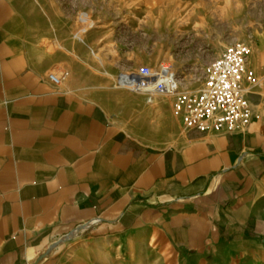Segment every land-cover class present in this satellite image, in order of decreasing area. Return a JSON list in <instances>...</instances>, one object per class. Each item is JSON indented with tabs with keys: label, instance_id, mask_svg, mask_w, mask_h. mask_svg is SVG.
<instances>
[{
	"label": "crops",
	"instance_id": "obj_1",
	"mask_svg": "<svg viewBox=\"0 0 264 264\" xmlns=\"http://www.w3.org/2000/svg\"><path fill=\"white\" fill-rule=\"evenodd\" d=\"M235 1L0 0V264H52L54 240L86 224L109 243L152 233L181 264L264 259V11ZM235 17L257 76L244 132L188 130L171 97L103 74L151 65L129 62L122 35L156 21L164 62L187 51L186 66L205 68L232 45Z\"/></svg>",
	"mask_w": 264,
	"mask_h": 264
},
{
	"label": "rangeland",
	"instance_id": "obj_2",
	"mask_svg": "<svg viewBox=\"0 0 264 264\" xmlns=\"http://www.w3.org/2000/svg\"><path fill=\"white\" fill-rule=\"evenodd\" d=\"M236 2L235 0H232ZM232 2V9L237 8V3ZM262 4L256 7L257 11H264V0H260ZM39 12L46 11V3H35ZM238 10L236 9L237 15ZM45 16V15H44ZM76 22L78 28L81 30L88 29L92 22L85 18L84 15L78 14ZM84 18L83 23L80 18ZM237 17V16H236ZM235 17V18H236ZM45 18V17H44ZM244 21V20H243ZM45 23V20H44ZM244 23V22H243ZM239 19L231 18L232 44L239 43L238 40V25ZM142 25V24H141ZM46 26H44L45 29ZM143 28H136L135 34H123L122 39L129 46L134 44L135 49L129 52V62H137L140 57L150 58L153 63L147 65L150 68H159L161 65L170 67L171 71L178 76L181 81V91L193 90L198 91L202 87L204 81V67L203 66H186L182 58L189 56L190 52H180V50H172L171 58L176 59L173 63H178L174 66L172 62L167 63L163 61L161 52L157 50L159 36L157 34L158 25L156 21L155 27L152 28L154 33L148 34ZM46 30L43 35L45 36ZM234 32L236 34L234 35ZM79 37H83L80 35ZM169 37V36H167ZM217 37V36H216ZM171 41H175L174 36H170ZM165 40V36H163ZM164 54V52H163ZM181 61L183 65H181ZM145 66V65H144ZM141 65H130L119 68H103L104 76L110 77L113 80V86L122 91H128L125 87L120 86L119 78L122 74H129L136 72ZM65 74L66 71L56 72V74ZM65 80V79H64ZM63 80V81H64ZM131 93V92H130ZM94 224H86L67 230L51 245L50 254L53 258L52 264H181L182 260L177 258L174 253L167 250L166 245L158 237L152 233L138 232L122 236L117 242H105L100 239L92 238V228ZM194 264H264V259L248 260L237 258L236 260L216 259L211 255L197 259Z\"/></svg>",
	"mask_w": 264,
	"mask_h": 264
},
{
	"label": "built area",
	"instance_id": "obj_3",
	"mask_svg": "<svg viewBox=\"0 0 264 264\" xmlns=\"http://www.w3.org/2000/svg\"><path fill=\"white\" fill-rule=\"evenodd\" d=\"M80 20L85 22L82 17ZM251 54V46L244 42L227 47L204 68V81L198 91H181L180 79L165 65L156 69L141 66L136 72L122 74L119 84L133 94L171 97L174 113L188 130L240 133L253 120L249 95L257 76L249 67ZM49 79L60 86L65 74L51 73Z\"/></svg>",
	"mask_w": 264,
	"mask_h": 264
},
{
	"label": "bare ground",
	"instance_id": "obj_4",
	"mask_svg": "<svg viewBox=\"0 0 264 264\" xmlns=\"http://www.w3.org/2000/svg\"><path fill=\"white\" fill-rule=\"evenodd\" d=\"M124 82H125V81H123V83H124ZM194 262H195V261L190 260V261H189V264H194Z\"/></svg>",
	"mask_w": 264,
	"mask_h": 264
}]
</instances>
